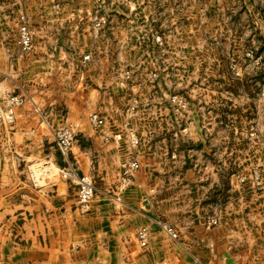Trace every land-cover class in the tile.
<instances>
[{
    "label": "rangeland",
    "instance_id": "1",
    "mask_svg": "<svg viewBox=\"0 0 264 264\" xmlns=\"http://www.w3.org/2000/svg\"><path fill=\"white\" fill-rule=\"evenodd\" d=\"M106 1L109 22L95 35L85 12L94 0H0V22L17 11L7 18L16 29L19 14L27 13L33 54L48 56L36 64L50 71L38 79L48 85L45 93L62 89L71 100L60 108L80 126L74 150L82 145L81 133L89 132V149L97 147L92 138H113L98 146L109 147V159L97 170L89 163L93 200L127 208L124 194L137 190L148 210L155 214L156 205L170 219L178 209L172 204L176 185L214 183L225 187V216L244 227L263 217L264 0ZM12 32L0 40L14 38ZM249 50L262 57L259 65ZM85 55L91 59L82 65ZM74 92L81 94L78 101ZM94 113L105 117L104 127H94ZM133 158L140 166L125 184L124 165ZM50 159H36L35 180L45 169L50 179L67 181ZM157 193L163 199L155 203ZM132 205L137 208L138 199ZM178 212L188 214L186 208ZM215 219L210 224H218Z\"/></svg>",
    "mask_w": 264,
    "mask_h": 264
},
{
    "label": "crops",
    "instance_id": "2",
    "mask_svg": "<svg viewBox=\"0 0 264 264\" xmlns=\"http://www.w3.org/2000/svg\"><path fill=\"white\" fill-rule=\"evenodd\" d=\"M15 14L6 12L0 22L1 38L7 32L12 37L16 30L14 38L0 40V106L5 105L9 91L22 94L25 102L16 107L12 123L0 124V264H264V216L246 221L245 227L239 225L241 219L225 216L220 212L227 207L222 185H176L171 192L178 209L168 219L156 205L155 214L148 210L137 190L124 194L127 208L94 199L90 211L81 214L74 184L59 177L50 179L45 169L40 182L35 180L36 159L51 158L59 168L66 164L56 146L55 130L68 116L72 119L69 110L60 108L71 100L62 89H55L51 96L45 93L48 85L38 79L50 71H40L36 64L46 62L48 56L21 52L19 26L25 13L19 14L13 29L9 21ZM55 48L60 49V43ZM87 62L83 58L81 64ZM96 64L90 66L92 71ZM78 95L73 93L75 101ZM81 134L82 145L73 148L70 159L87 173L90 162L97 170L112 153L106 151L109 147L98 149L106 137L92 138L91 144L97 147L89 149L84 146L91 138L89 132ZM110 136L107 144L113 140ZM185 191L181 198L179 193ZM136 199L137 208L132 205ZM161 199L157 193L155 203ZM179 208H186L188 214L179 213ZM213 218L218 224H210ZM164 225L173 226L178 238H172ZM143 228L149 230L146 246L138 238Z\"/></svg>",
    "mask_w": 264,
    "mask_h": 264
},
{
    "label": "built area",
    "instance_id": "3",
    "mask_svg": "<svg viewBox=\"0 0 264 264\" xmlns=\"http://www.w3.org/2000/svg\"><path fill=\"white\" fill-rule=\"evenodd\" d=\"M106 2V0H94V5L85 11L89 18L91 29L95 35L107 26L109 22L108 15L103 12V7ZM18 44L22 53L30 52L34 48V31L25 14L21 16ZM247 56L253 60L254 64L259 65L261 63L262 57L256 56L254 50H249ZM90 59L91 55H85V62ZM175 100H177V98H175ZM24 102L25 97L22 94L10 91L7 92L5 95V105L0 106V124L12 123L16 117V107L22 105ZM67 118L68 119L60 124L55 130L57 147L66 157V164L63 167H60V171L63 179L76 186L78 203L81 211L86 213L89 211L90 203L96 195V185L93 176L89 173L83 172L78 161L70 159V153L72 152L73 147L77 142L78 134L80 133V126L76 124L74 120H70V116ZM91 120L94 127L97 129L104 127L107 123L105 117L99 113H94ZM134 143H139V140L136 138ZM139 166L140 164L137 158L131 159L124 165V171L121 177L123 183L129 184L132 181L134 171ZM213 223H217V220H214ZM164 228L172 238H178V233L173 226L164 225ZM138 238L142 246H146L149 239V230L147 228L141 229Z\"/></svg>",
    "mask_w": 264,
    "mask_h": 264
}]
</instances>
